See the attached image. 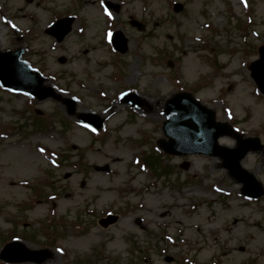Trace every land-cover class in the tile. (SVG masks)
<instances>
[{"label":"rangeland","instance_id":"374dc122","mask_svg":"<svg viewBox=\"0 0 264 264\" xmlns=\"http://www.w3.org/2000/svg\"><path fill=\"white\" fill-rule=\"evenodd\" d=\"M106 1L119 7L111 16ZM67 14L72 29L57 43L44 29ZM263 43L264 0H0V51L24 49L57 92L39 101L0 87V251L20 240L25 256L44 257L0 264H264V189L244 197L217 156H157L153 173L139 161L167 139L166 100L187 91L233 127L219 145L259 139L240 164L264 187V95L247 68ZM123 90L139 104L122 102ZM84 112L103 119L98 133ZM40 181L45 199L32 192ZM52 218L58 233L45 237Z\"/></svg>","mask_w":264,"mask_h":264},{"label":"water","instance_id":"95a60500","mask_svg":"<svg viewBox=\"0 0 264 264\" xmlns=\"http://www.w3.org/2000/svg\"><path fill=\"white\" fill-rule=\"evenodd\" d=\"M71 21V18L60 19L53 27L47 29V32L56 36V39L60 41L70 30ZM113 43L119 51H125V39L121 32L117 31L114 34ZM20 54V50L12 53H0V81L3 85L7 86L13 83L23 87V74L37 82L41 81L36 74L31 73L29 68L25 69V67H22L19 61ZM259 56L260 58L258 60L249 65V69L251 70L253 79L264 93V45L259 49ZM31 92L37 95L39 99L49 95L54 96L48 89L45 91L42 88H38L37 91L31 90ZM133 100L135 99L133 98ZM67 104L69 112L71 113L73 111V103L67 102ZM166 113L168 114V120L164 123V132L170 137V140L168 142L160 141L159 144L162 148L170 153L179 154L196 151L221 154L225 159V167L232 174H243L240 180L244 183V186L254 181L252 176L246 175L244 173L245 171L243 172L240 168L239 160L247 151L261 147L257 139L239 142L238 147L234 150H221L216 141L217 137L230 133L229 127L214 123L213 115L204 108H200L193 102L190 95L186 93L170 98L167 101ZM82 118L97 128L101 125L100 120H90L91 116L89 115H83ZM186 164L185 167H187ZM254 194H258V192ZM18 247V243L6 245L0 258L7 261L25 260V251L16 250L17 253L11 252L13 251L12 249H18Z\"/></svg>","mask_w":264,"mask_h":264},{"label":"bare ground","instance_id":"6f19581e","mask_svg":"<svg viewBox=\"0 0 264 264\" xmlns=\"http://www.w3.org/2000/svg\"><path fill=\"white\" fill-rule=\"evenodd\" d=\"M133 76V75H132ZM131 76V77H132ZM130 77V78H131ZM144 105L149 109V108H151V105H149L147 102H144ZM120 107H121V104L119 103V102H114V104L112 105V107L109 109V111L108 112H111V111H114V110H116V109H120ZM20 164H24L23 162H20V160H17ZM24 166V165H23ZM52 264H55V258H52Z\"/></svg>","mask_w":264,"mask_h":264},{"label":"snow or ice","instance_id":"6c2138e0","mask_svg":"<svg viewBox=\"0 0 264 264\" xmlns=\"http://www.w3.org/2000/svg\"><path fill=\"white\" fill-rule=\"evenodd\" d=\"M100 2H101V6L103 7V5H104V0H100ZM104 11H105V13H106L107 15L111 16V13L108 11V9H107L106 7L104 8ZM13 27H15V25H13ZM109 35L111 36V33H109ZM84 127H89V125L85 124ZM94 130H95V129H93V131H94ZM41 151H44V150L41 149ZM217 191H219V189H217ZM57 251H62V250H61V249H57Z\"/></svg>","mask_w":264,"mask_h":264},{"label":"trees","instance_id":"16d2710c","mask_svg":"<svg viewBox=\"0 0 264 264\" xmlns=\"http://www.w3.org/2000/svg\"><path fill=\"white\" fill-rule=\"evenodd\" d=\"M149 160H150V163L149 164L153 167L155 164H157L158 157L155 156V155H150L149 156Z\"/></svg>","mask_w":264,"mask_h":264}]
</instances>
